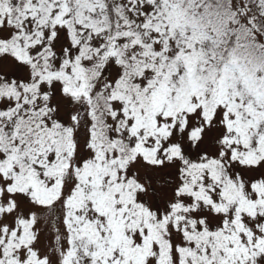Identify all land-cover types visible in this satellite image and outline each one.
<instances>
[{
	"label": "snow or ice",
	"instance_id": "1",
	"mask_svg": "<svg viewBox=\"0 0 264 264\" xmlns=\"http://www.w3.org/2000/svg\"><path fill=\"white\" fill-rule=\"evenodd\" d=\"M0 264H264V0H0Z\"/></svg>",
	"mask_w": 264,
	"mask_h": 264
}]
</instances>
